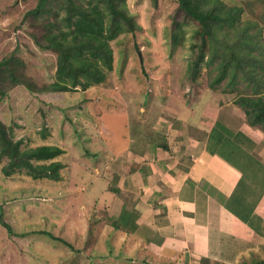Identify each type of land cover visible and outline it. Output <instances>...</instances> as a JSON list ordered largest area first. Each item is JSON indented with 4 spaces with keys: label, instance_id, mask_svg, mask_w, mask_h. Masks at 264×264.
<instances>
[{
    "label": "rangeland",
    "instance_id": "obj_1",
    "mask_svg": "<svg viewBox=\"0 0 264 264\" xmlns=\"http://www.w3.org/2000/svg\"><path fill=\"white\" fill-rule=\"evenodd\" d=\"M224 1L243 7L242 23L258 22L264 41V0ZM37 2L0 0V60L16 52L25 61L26 75L44 86L56 79L58 55L39 47L23 21ZM127 5L140 28L110 42L114 64L111 70L105 69L104 82L86 88L71 85V90L61 92H32L19 84L10 86L6 97L0 96V120L11 129L14 141L21 139L22 149L51 144L64 150L53 159L64 165L60 180L34 178L19 169L7 175L3 168L10 159L2 157L0 205L14 234L0 221V264H134L129 257L134 241L110 217L117 193L114 177L108 176L116 159L107 160L131 148L129 133L137 143L152 139L147 133L139 134L154 133V126L144 129L135 120L143 117V125L149 124L152 120L145 115L161 110L154 105L157 99L166 104L177 98L188 100L195 90L210 88V77L204 61L192 69V59L200 52L191 44L202 42L195 34L197 23L185 26V43L171 49L174 0H157V6L154 0H127ZM215 74L213 70L212 77ZM228 80L220 84V91L228 88ZM237 88L250 91L242 83ZM233 97L237 93L225 95L226 100ZM216 101H210L211 108H216ZM43 230L73 247L38 233Z\"/></svg>",
    "mask_w": 264,
    "mask_h": 264
},
{
    "label": "crops",
    "instance_id": "obj_2",
    "mask_svg": "<svg viewBox=\"0 0 264 264\" xmlns=\"http://www.w3.org/2000/svg\"><path fill=\"white\" fill-rule=\"evenodd\" d=\"M226 94L199 88L188 100L157 99L161 110L145 115L149 124L135 120L144 129L154 126V133L139 134L152 139L137 143L129 133L128 147L135 151L123 148L108 158L116 159L108 176L117 193L111 212L126 211L119 230L134 241L132 263L247 264L264 258V133L245 128L243 110Z\"/></svg>",
    "mask_w": 264,
    "mask_h": 264
},
{
    "label": "trees",
    "instance_id": "obj_3",
    "mask_svg": "<svg viewBox=\"0 0 264 264\" xmlns=\"http://www.w3.org/2000/svg\"><path fill=\"white\" fill-rule=\"evenodd\" d=\"M174 1L177 6L170 15L171 49L185 43L184 27L197 23L195 34L200 35L202 42L191 44L200 52L196 60L192 59V69L196 70L204 61L209 67V87L213 90H219L220 84L229 78L228 88L222 92L237 93L235 103L246 116L245 128L260 126L264 133V41L258 22L242 23L243 7L229 5L224 0ZM154 4L157 6V0ZM23 21L28 22L29 33L39 47L57 53L56 79L38 86L24 72L25 61L11 52L0 60L2 97L8 95L10 86L19 84L32 92H61L71 90V85L86 88L100 84L106 79L105 69L111 70L114 64L110 42L140 28L127 0H38L36 6L25 13ZM213 70L216 74L212 77ZM238 83L250 91L237 88ZM21 144V139L14 141L11 129L0 120V161L3 156L10 159L3 168L7 175L19 169L27 170L34 178L61 179L60 169L64 165L53 159L64 153L63 148L42 144L24 150ZM49 160L53 161L47 163ZM111 213L116 227L125 222L126 211L119 215ZM0 221L14 234L11 224L4 220L2 205ZM38 233H46L72 246L52 233L44 230ZM247 264H264V258Z\"/></svg>",
    "mask_w": 264,
    "mask_h": 264
}]
</instances>
